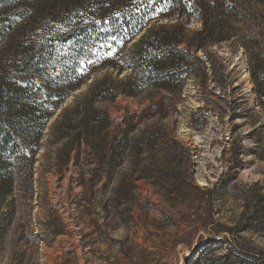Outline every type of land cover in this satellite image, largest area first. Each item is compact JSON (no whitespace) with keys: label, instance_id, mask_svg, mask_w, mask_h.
I'll use <instances>...</instances> for the list:
<instances>
[{"label":"rangeland","instance_id":"374dc122","mask_svg":"<svg viewBox=\"0 0 264 264\" xmlns=\"http://www.w3.org/2000/svg\"><path fill=\"white\" fill-rule=\"evenodd\" d=\"M240 5L236 37L197 53L206 76L196 64L180 93L150 88L95 103L107 115L103 143L124 139L128 160L112 163L104 144L94 151L77 135L73 110L108 71L61 105L33 176L21 171L11 193L0 187V264H213L230 249L237 264H264V208L250 202L264 195V107L243 47L264 52V0ZM185 28L191 36L202 24ZM149 137L172 147L171 162L130 153Z\"/></svg>","mask_w":264,"mask_h":264},{"label":"trees","instance_id":"16d2710c","mask_svg":"<svg viewBox=\"0 0 264 264\" xmlns=\"http://www.w3.org/2000/svg\"><path fill=\"white\" fill-rule=\"evenodd\" d=\"M240 1L170 0L166 4L165 0H155L149 4L148 0H0L2 191H13L21 171L33 176L49 121L93 74L109 72L96 80L90 96L77 104L73 113L82 127L77 133L79 143L94 151L98 144L107 143L108 129L107 115L96 111L95 103L122 95L137 97L150 88L180 93L189 77L197 73L196 64L204 68L206 76V64L197 53L236 37L234 18L244 13ZM164 19L178 22L151 26ZM197 21L202 28L189 36L185 25ZM243 47L264 107V52L255 55V48ZM124 72L129 75L120 79ZM95 141L96 146L92 145ZM175 144L191 156L183 145ZM103 151L112 163L128 160L124 139L107 144ZM135 151L130 153L149 158L153 152L161 153L168 163L175 153L156 137L137 142ZM250 202L259 213L264 208V195ZM231 258L237 264L233 249L208 261L227 264Z\"/></svg>","mask_w":264,"mask_h":264},{"label":"snow or ice","instance_id":"6c2138e0","mask_svg":"<svg viewBox=\"0 0 264 264\" xmlns=\"http://www.w3.org/2000/svg\"><path fill=\"white\" fill-rule=\"evenodd\" d=\"M148 2H149V4H154L155 0H148ZM169 2H170V0H165L166 4L169 3ZM161 10H166V9H161ZM113 39H115V38H113ZM108 55H111V53H109Z\"/></svg>","mask_w":264,"mask_h":264},{"label":"bare ground","instance_id":"6f19581e","mask_svg":"<svg viewBox=\"0 0 264 264\" xmlns=\"http://www.w3.org/2000/svg\"><path fill=\"white\" fill-rule=\"evenodd\" d=\"M246 77H248V74H247V76Z\"/></svg>","mask_w":264,"mask_h":264}]
</instances>
